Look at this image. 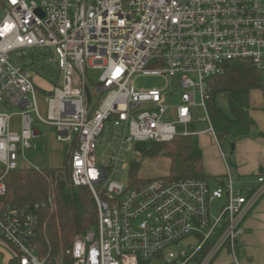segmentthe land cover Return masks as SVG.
<instances>
[{"label":"built area","instance_id":"obj_1","mask_svg":"<svg viewBox=\"0 0 264 264\" xmlns=\"http://www.w3.org/2000/svg\"><path fill=\"white\" fill-rule=\"evenodd\" d=\"M36 50L62 81L45 96L46 117L34 58L20 55ZM234 60L252 62L264 78V0H0V237L18 263L195 264L211 241L201 264L223 251L239 264L237 244L264 196L263 176L239 191L229 171L215 188L190 178H154L139 187L121 181L139 144L202 133L219 143L207 113L208 82ZM89 70L101 71L92 89ZM142 77L164 84L138 87ZM198 96L210 126L204 132L195 125ZM13 116L20 117L18 132ZM37 125L54 128L69 146L70 186L88 188L97 208L96 227L75 239L69 262L37 253L39 212L53 206L50 196L33 205L4 203L6 176L24 167Z\"/></svg>","mask_w":264,"mask_h":264},{"label":"trees","instance_id":"obj_2","mask_svg":"<svg viewBox=\"0 0 264 264\" xmlns=\"http://www.w3.org/2000/svg\"><path fill=\"white\" fill-rule=\"evenodd\" d=\"M209 84L207 113L220 147H230L235 141L249 137L255 126L251 115L250 96L253 91L263 95L264 78L248 60H234L224 64V74L212 78ZM226 94L231 116L216 105V96ZM264 138V132L259 133ZM167 157L170 159L167 181L180 179H202L207 181L203 154L197 137H178L170 143ZM161 144L142 143L137 146L144 157L154 156L153 146ZM70 157L65 158L62 169L21 168L10 172L5 179L7 195L4 203L26 206L42 203L50 196L53 206L39 212L40 228L36 240L37 253L46 258H55L65 253L75 239L95 228L98 221L94 198L88 188L70 186ZM141 163L130 164L131 185L139 187L146 181L139 177ZM213 246L208 242L203 252L195 256L194 263L201 264ZM13 264H16L15 262ZM210 264H215L211 262Z\"/></svg>","mask_w":264,"mask_h":264},{"label":"crops","instance_id":"obj_3","mask_svg":"<svg viewBox=\"0 0 264 264\" xmlns=\"http://www.w3.org/2000/svg\"><path fill=\"white\" fill-rule=\"evenodd\" d=\"M42 76L35 73L34 82L37 91L43 94L45 98L46 95L52 94L54 83L49 82L47 84L46 79ZM262 113L258 114L257 117L252 115L255 122L252 134L249 137L235 141L233 152L230 147H226L227 150H224L226 152L224 156L219 143L211 135L202 133L197 137L203 154L204 171L211 186L213 185L211 182L217 183L228 171L233 176L234 189L237 191L244 189L247 185L257 186L258 178L260 176L264 177V138L259 136V133L264 132V112L262 111ZM36 127L37 137L33 141L43 139L45 136V134L36 130ZM52 145L54 150L64 154L63 160L65 163V158L69 157V146L66 144L63 146L61 143L55 142ZM42 159L45 163L52 164L46 168L60 170L64 166V164L62 167L55 165V160L52 157H44ZM22 162L24 164L23 168L41 169L38 167H26L25 154ZM243 227L245 233L239 238L236 249L237 260H240L239 264H264V196L247 216ZM14 262L19 264L15 249L0 237V264H13ZM233 262L234 258L231 253L223 251L214 263L233 264Z\"/></svg>","mask_w":264,"mask_h":264},{"label":"rangeland","instance_id":"obj_4","mask_svg":"<svg viewBox=\"0 0 264 264\" xmlns=\"http://www.w3.org/2000/svg\"><path fill=\"white\" fill-rule=\"evenodd\" d=\"M33 53L35 55L39 56L41 54V51L36 50L34 52H27V53H21V56H24V58L29 62L31 58H34L35 61V67L34 71L37 74L43 75L42 77L46 79L47 84L49 82L56 84V82L62 83L61 79H59L57 68L52 67L50 64H47L45 59L34 57ZM33 56V57H32ZM101 76V71H95V70H89L88 71V79L89 87L92 89L94 86L99 82V78ZM35 78V77H34ZM35 83V82H34ZM136 84L138 87H144V88H150L153 86L161 87L164 83L160 78H154V77H142L137 79ZM98 96L99 93L97 89H95V96ZM201 99L200 96L197 97V106L193 109L194 112V119H195V125L199 132H204L207 129L210 128L209 123L207 120V114L203 108L200 107ZM38 104H39V110L40 114L43 117H46V107H45V98L43 94H40L38 92ZM216 105L219 109L224 111L227 115L231 116L230 109L228 105L227 95L226 94H218L216 96ZM250 106H251V115L254 117H257L258 114L262 113V107H263V95L260 91H253L250 96ZM11 129L15 132H18L20 130V117L19 116H13L11 120ZM36 130L41 132L42 134H45L43 139H40L38 141H31L29 144L30 146L26 148L24 151L25 154V161H26V167H38V168H46L47 166H51V163H45L42 158L49 157L53 158L55 160V165H58L59 167H62L64 164V154L60 151L54 150L53 143H59L56 139V133L54 128L47 127V126H37ZM111 132H106L102 139L101 143L106 141L110 137ZM63 145V144H61ZM64 146V145H63ZM153 154L154 156H148L144 157L142 153L136 155L134 157V160L141 163L139 177L143 180H150L154 178H167L169 174V166H170V159L167 157V153H170L171 146L169 144L167 145H158L153 146ZM226 151L227 149L224 148ZM98 152H102L101 145L98 147ZM134 156V155H133ZM42 159V160H41ZM51 161V160H50ZM47 164V165H46ZM24 165V164H23ZM129 170H127L124 175L121 177V181L124 183L128 182L129 179ZM168 179V178H167ZM213 184L211 187L214 186L217 187V183L211 182ZM223 200L217 201L214 204V214H218V210L223 206ZM39 237V236H38ZM73 245L71 246V248ZM206 245L197 253V255L200 252H203ZM70 248V249H71ZM68 249V250H70ZM67 250V251H68ZM67 251L65 253H60L59 256L53 258L58 261L63 262H69V259L65 257L67 256ZM51 259V258H50ZM240 261V260H239ZM151 264H166L163 260V258H157L154 260Z\"/></svg>","mask_w":264,"mask_h":264},{"label":"water","instance_id":"obj_5","mask_svg":"<svg viewBox=\"0 0 264 264\" xmlns=\"http://www.w3.org/2000/svg\"><path fill=\"white\" fill-rule=\"evenodd\" d=\"M234 149H235V144H232V145H231V151L233 152Z\"/></svg>","mask_w":264,"mask_h":264}]
</instances>
